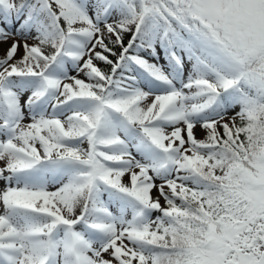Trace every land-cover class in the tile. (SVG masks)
<instances>
[{"label":"snow or ice","instance_id":"6c2138e0","mask_svg":"<svg viewBox=\"0 0 264 264\" xmlns=\"http://www.w3.org/2000/svg\"><path fill=\"white\" fill-rule=\"evenodd\" d=\"M0 264H264V0H0Z\"/></svg>","mask_w":264,"mask_h":264}]
</instances>
